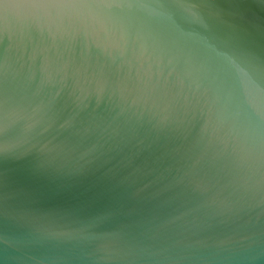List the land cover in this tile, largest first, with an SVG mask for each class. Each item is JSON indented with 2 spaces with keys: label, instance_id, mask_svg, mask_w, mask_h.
<instances>
[{
  "label": "water",
  "instance_id": "obj_1",
  "mask_svg": "<svg viewBox=\"0 0 264 264\" xmlns=\"http://www.w3.org/2000/svg\"><path fill=\"white\" fill-rule=\"evenodd\" d=\"M0 264H264V0H0Z\"/></svg>",
  "mask_w": 264,
  "mask_h": 264
}]
</instances>
